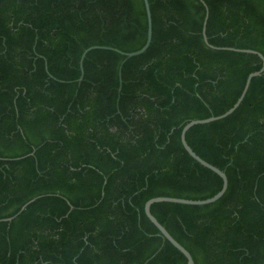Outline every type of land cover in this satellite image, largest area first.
Wrapping results in <instances>:
<instances>
[{
	"label": "trees",
	"instance_id": "obj_1",
	"mask_svg": "<svg viewBox=\"0 0 264 264\" xmlns=\"http://www.w3.org/2000/svg\"><path fill=\"white\" fill-rule=\"evenodd\" d=\"M203 1L211 45L264 56V0ZM149 4L151 45L127 59L113 49L144 47V0H0V220L16 216L0 221V264H187L145 204L221 190L181 132L231 109L263 62L207 46L202 1ZM92 46L109 49L87 54L79 82ZM186 140L228 189L152 214L195 264H264V73Z\"/></svg>",
	"mask_w": 264,
	"mask_h": 264
},
{
	"label": "water",
	"instance_id": "obj_2",
	"mask_svg": "<svg viewBox=\"0 0 264 264\" xmlns=\"http://www.w3.org/2000/svg\"><path fill=\"white\" fill-rule=\"evenodd\" d=\"M204 3L205 7H206V16L204 19V23H203V29H202V34H203V38H204V42L207 44V46H209L212 49H217V50H228V51H234V52H240V53H247V54H254L257 55L261 58L263 65L262 68L259 71L253 72L251 73L246 81L244 90L241 94V96L239 97L238 101L235 103V105L229 109L227 112H225L224 114L220 115V116H214L208 119H203V120H193L191 122H189L188 124H186L181 132V141L183 144V147L185 148V150L188 152V154L195 159L197 162H199L201 165L205 166L206 168L210 169L211 171H213L214 173H216L217 175H219L221 177V179L223 180V185L221 190L212 198L206 199V200H189V199H182V198H174V197H157V198H153L150 199L146 204H145V214L148 217V219L157 227V229L159 230L160 234L166 238L175 248H177L187 259V264H195L194 259L192 257V255L190 254V252L184 248L168 231L167 229L155 218V216L152 214L151 212V207L153 204L155 203H175V204H183V205H192V206H204V205H209V204H213L215 202H217L219 199H221L224 194L226 193L227 189H228V178L227 175L220 170L219 168H217L216 166L208 163L207 161H205L204 159H202L199 155H197L193 149L188 145L187 140H186V135L187 132L194 126L196 125H205V124H209L212 122H216V121H220L223 120L227 117H229L230 115H232L237 108L240 106V104L243 102L249 87L251 85L252 80L255 77L261 76L264 73V56L255 50H250V49H236V48H218L215 47L213 45H211L208 41V37L206 34V29H207V23H208V19H209V9L206 5V3L203 0H200ZM145 3V8H146V12H147V18H148V33H147V41L144 45V47L141 50H138L136 52H123L120 51L118 49H113L114 51H116L117 53L123 55L124 57H126L127 59L132 58V57H136L139 56L143 53H145L147 51V49L150 47L151 42H152V38H153V25H152V15H151V9H150V4H149V0H144ZM97 49H109L107 47H101V46H92L88 49H86L84 51V53L82 54L81 60H80V67H81V72L82 75L79 79V82H81L84 78V60L87 56V54L93 50H97ZM126 60H124L122 62V64L120 65V82L122 84V79H121V70L122 67L124 65ZM121 90V87H120ZM36 199H32L31 201H29L28 203H26L20 210V212L17 214L19 215L20 213H22L31 203H33ZM16 217V216H15ZM15 217H11V218H7V219H3L0 221H5V222H11L13 221V219Z\"/></svg>",
	"mask_w": 264,
	"mask_h": 264
}]
</instances>
